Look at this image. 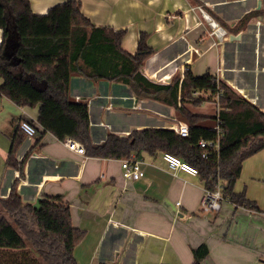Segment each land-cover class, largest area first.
Returning <instances> with one entry per match:
<instances>
[{
    "label": "crops",
    "instance_id": "0c3cea01",
    "mask_svg": "<svg viewBox=\"0 0 264 264\" xmlns=\"http://www.w3.org/2000/svg\"><path fill=\"white\" fill-rule=\"evenodd\" d=\"M69 0H30L35 15ZM94 26L126 30L123 49L135 55L142 35L155 51L142 73L151 81L170 84L187 70L195 76L216 75L264 112V0H76ZM196 1L198 3H196ZM237 33L233 28L247 14ZM3 30L0 29V48ZM18 41L14 26L4 47L11 65ZM3 80L0 79V86ZM107 84V85H106ZM72 98L88 104L91 135L102 145L109 134L128 136L149 128L171 129L188 122L174 108L137 97L121 85L72 81ZM193 113L215 116L217 104L187 105ZM147 113V121L137 116ZM39 108L18 107L0 94V199L15 183L25 204L62 197L73 225L85 232L75 249L79 264H195L193 250L209 249L202 264H264V150L246 160L235 190H245L259 203L260 213L228 201L219 212L204 211L205 184L199 176L174 174L163 153H141L145 175L136 182L121 178L122 160L91 158L69 150L47 133L38 142L27 137L17 152L21 171L7 167L12 140L21 122L40 129ZM217 128L219 123L202 122ZM244 187V188H243ZM180 203V206L177 205Z\"/></svg>",
    "mask_w": 264,
    "mask_h": 264
},
{
    "label": "trees",
    "instance_id": "16d2710c",
    "mask_svg": "<svg viewBox=\"0 0 264 264\" xmlns=\"http://www.w3.org/2000/svg\"><path fill=\"white\" fill-rule=\"evenodd\" d=\"M259 14L245 15L233 28L221 25L237 33ZM12 25L18 41L17 66L4 57ZM0 29V94L18 107L39 108L38 142L47 133L63 142L73 139L84 146L86 156L101 159L170 153L196 168L207 190L215 191L222 185L226 201L261 212L245 190L236 192L235 187L244 162L264 150V112L216 75L207 72L195 76L189 69L170 84L151 81L141 71L155 54L147 36H141L135 55L127 53L122 47L127 31L94 26L76 0L53 7L46 15H35L30 0H0ZM76 77L121 85L137 97L174 108L188 122L189 136L181 137L173 129L149 128L128 136L109 134L104 144H95L89 106L72 98ZM207 101L217 104V115L193 113L187 107ZM206 120L219 123V128L201 126ZM27 137L19 127L8 168L22 170L17 152ZM216 140L219 151L202 158L200 142ZM84 237L85 232L73 225L70 206L62 197H46L35 206L25 204L15 183L9 197L0 199V264H79L74 253ZM193 255L195 264H202L209 249L202 245Z\"/></svg>",
    "mask_w": 264,
    "mask_h": 264
},
{
    "label": "built area",
    "instance_id": "2783aa9c",
    "mask_svg": "<svg viewBox=\"0 0 264 264\" xmlns=\"http://www.w3.org/2000/svg\"><path fill=\"white\" fill-rule=\"evenodd\" d=\"M20 128L28 137H35L37 135L36 127L29 121L21 122ZM218 128L219 126L215 129ZM171 129L175 130L176 133L181 137H188L190 134V126L187 123H180L178 126H175V128ZM64 143L69 150L86 156V150L84 146L76 140L67 139L64 141ZM200 146L202 149H204V153L202 155V158L204 159L208 158L209 153L218 152L220 147L219 140L212 142L201 141ZM163 159L174 174H176L178 171H183L194 176H199V172L196 168L190 166L173 154L163 153ZM121 163V178L125 182H136L144 177L145 172L142 168V162L135 155H132L127 159H123ZM221 187L222 185H219L215 191L206 189V194L202 200V208L204 211L219 212L221 210L222 203L225 201L222 196ZM177 205L180 206V203H177Z\"/></svg>",
    "mask_w": 264,
    "mask_h": 264
},
{
    "label": "rangeland",
    "instance_id": "374dc122",
    "mask_svg": "<svg viewBox=\"0 0 264 264\" xmlns=\"http://www.w3.org/2000/svg\"><path fill=\"white\" fill-rule=\"evenodd\" d=\"M107 85V84H106ZM124 87V86H123ZM126 89V88H125ZM137 118L140 120V121H147L149 118H151L150 115H148L147 113H143L141 116H137ZM237 184V183H236ZM262 184L264 185V181H262ZM244 188V187H243ZM264 191V189H263ZM247 194V192H246ZM247 197L249 198L248 194H247ZM261 199V202L262 204L264 205V194L260 197ZM250 199V198H249ZM252 200V199H251ZM252 201H255V200H252ZM257 203V205L259 206V203L257 201H255ZM261 210V209H260ZM264 210V209H262Z\"/></svg>",
    "mask_w": 264,
    "mask_h": 264
}]
</instances>
